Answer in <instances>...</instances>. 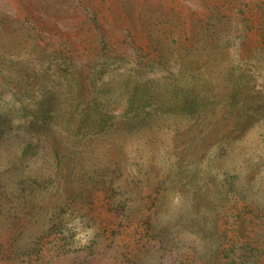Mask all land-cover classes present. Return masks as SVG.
I'll return each instance as SVG.
<instances>
[{"label": "rangeland", "instance_id": "obj_1", "mask_svg": "<svg viewBox=\"0 0 264 264\" xmlns=\"http://www.w3.org/2000/svg\"><path fill=\"white\" fill-rule=\"evenodd\" d=\"M122 70L165 73L152 87L171 111L196 88L258 115L212 107L194 127L120 125L41 182L46 162L28 176L0 145V264H264V160L245 151L257 140L264 154V0H0V108L89 102L86 130L104 132L121 112ZM121 143L130 168L106 185L90 161L115 159Z\"/></svg>", "mask_w": 264, "mask_h": 264}, {"label": "trees", "instance_id": "obj_2", "mask_svg": "<svg viewBox=\"0 0 264 264\" xmlns=\"http://www.w3.org/2000/svg\"><path fill=\"white\" fill-rule=\"evenodd\" d=\"M164 74L162 71H145L143 73L138 72L133 74V77H130L131 74H127L122 70L117 82L119 96L115 98V101L120 105L121 112L117 111L119 113L115 114L116 122L111 124L108 127L109 129L107 128L108 130L106 129L104 132H91L90 130H86L87 125L85 124L84 118L86 111L89 109V102L79 111H73L72 113L69 112L66 106L61 107L63 108L62 110L55 109L58 108V102H54L52 109L50 104L44 107L42 104H38L37 111L34 112L21 111L18 113L11 106L0 108V145L5 144L6 147L14 146L11 147L12 149L8 154V158H12L14 163L17 161L21 163L25 162L23 168L25 174L28 176H31V170L29 168H33L34 166V168L39 169L46 162L48 172L46 177L41 179L36 178L37 181H35L38 182L40 180L41 182L43 180H50L53 173L59 178L62 175L72 172L76 167V159L73 153L77 154L81 149H86L95 139L106 137L120 125L127 128L128 131L130 129L134 131L141 126H150L149 121L153 118H164L167 120L185 119L188 120V124L191 125L190 127H194V121L200 120L203 110L212 107H228L233 110H238L236 112L238 113V117H246L251 114L258 115L256 111L251 112L252 110H246V107L242 103H237L233 106L204 103L199 94H195L194 98L192 97L193 92H197L194 91L196 88L188 89L186 92L175 88L185 94L183 98L184 102L180 105L181 110L178 112L171 111L165 103V98L169 94L164 93L165 91L162 89L152 87L156 81L160 83L165 80ZM89 83L91 82L85 81L83 83V87L86 90L91 89L90 85H88ZM80 85L82 86V84ZM124 94L128 97L125 98ZM259 118L260 121H264V117ZM164 127L165 125L157 126L158 129ZM258 136L261 139L264 138L262 130H259ZM248 140L243 135H237L234 142H232V147L246 149L247 147L244 142ZM256 142L257 140L254 141V144L247 145L249 147L245 151L249 152L250 155L258 156V158L264 160V154L256 151L259 147ZM124 152L125 147L121 143L120 147L116 146V152H114L116 155L115 159L107 151L106 157L102 156L104 158H97L90 161L94 165H98V162H103L105 169L108 170L107 175H110L109 179H103L106 185L114 184L112 178H114L116 172L121 173V167L129 170L130 167L127 164L133 155H130L128 152L124 154ZM139 158L143 163H148L146 161L147 157ZM61 161H63L64 166L59 165ZM116 178L117 185L123 187V179L120 177ZM43 230H45L44 227Z\"/></svg>", "mask_w": 264, "mask_h": 264}]
</instances>
